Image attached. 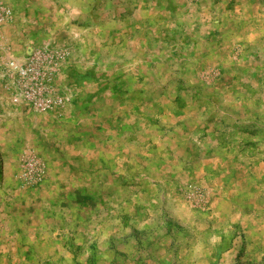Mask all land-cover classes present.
<instances>
[{"label":"rangeland","instance_id":"374dc122","mask_svg":"<svg viewBox=\"0 0 264 264\" xmlns=\"http://www.w3.org/2000/svg\"><path fill=\"white\" fill-rule=\"evenodd\" d=\"M0 264H264V0H0Z\"/></svg>","mask_w":264,"mask_h":264}]
</instances>
